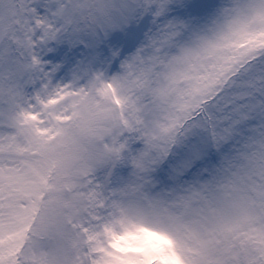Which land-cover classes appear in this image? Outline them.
<instances>
[{
  "label": "snow or ice",
  "instance_id": "obj_1",
  "mask_svg": "<svg viewBox=\"0 0 264 264\" xmlns=\"http://www.w3.org/2000/svg\"><path fill=\"white\" fill-rule=\"evenodd\" d=\"M0 98L85 160L0 264H264V0H0Z\"/></svg>",
  "mask_w": 264,
  "mask_h": 264
},
{
  "label": "rangeland",
  "instance_id": "obj_2",
  "mask_svg": "<svg viewBox=\"0 0 264 264\" xmlns=\"http://www.w3.org/2000/svg\"><path fill=\"white\" fill-rule=\"evenodd\" d=\"M35 120L37 117L32 116ZM84 154L78 146L69 143L56 146L49 151L43 162L47 187L34 183L36 172L29 167L39 158L34 140L26 131L15 110L0 98V182L8 189L7 202L0 207L8 217L5 240L0 241L12 253L20 252L31 239L29 224L31 216L25 219L33 200H56L62 205L61 211L67 217L75 216L81 209L80 200L71 189L77 184V177L85 163ZM134 194H129L133 199ZM64 237L44 241L40 251L51 249L59 252L64 246ZM35 243V241H33ZM26 250L32 251L29 245Z\"/></svg>",
  "mask_w": 264,
  "mask_h": 264
}]
</instances>
